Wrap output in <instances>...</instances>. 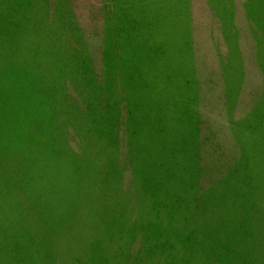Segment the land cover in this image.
Here are the masks:
<instances>
[{
    "label": "rangeland",
    "instance_id": "374dc122",
    "mask_svg": "<svg viewBox=\"0 0 264 264\" xmlns=\"http://www.w3.org/2000/svg\"><path fill=\"white\" fill-rule=\"evenodd\" d=\"M0 152L50 262L264 264V0H0Z\"/></svg>",
    "mask_w": 264,
    "mask_h": 264
},
{
    "label": "trees",
    "instance_id": "16d2710c",
    "mask_svg": "<svg viewBox=\"0 0 264 264\" xmlns=\"http://www.w3.org/2000/svg\"><path fill=\"white\" fill-rule=\"evenodd\" d=\"M12 33V32H10ZM64 65V64H63ZM65 70L62 75H66L65 78H70V81L72 83L71 75L69 74L71 71L69 69V66L65 64ZM73 84V83H72ZM74 85V84H73ZM108 85L106 84V87ZM52 98L55 99V95L52 92ZM54 99L52 100V108L49 109V112L51 114V119L53 121L56 120V113H58V110L54 108ZM85 105H89L87 101L85 102ZM89 112V107L86 110ZM61 114V113H60ZM67 114V112H66ZM90 119V114H89ZM66 118L63 119L65 122ZM63 131V129H62ZM31 131L29 132L30 135ZM37 134H31V137H35ZM20 140L24 141L26 140L25 137H23L20 134ZM28 142L31 140L28 139ZM34 144L28 143L29 150L32 149ZM34 153H31L29 157L26 155L20 154V156L25 159L24 162V168L25 171V177L27 183H29V171H30V163L33 161L36 157V161H40L42 158L41 156H33ZM35 157V158H32ZM6 162L3 160L0 152V253H1V260L0 264H65L63 257V254L59 253V243L56 239L53 250V260L52 262L47 259L45 253L41 250L38 244V234L40 235L39 226L44 225L45 222L42 218L39 219L38 215H34L32 217L33 220H30L28 217V211L31 208H36L34 205L29 207L30 204H32L28 200L27 194H25L24 190H22L19 185L18 187L15 185H12V183L16 180L12 175V170L10 167L5 168ZM88 168V167H87ZM85 168V169H87ZM16 169V168H15ZM96 171V170H95ZM9 173L8 179H4V174ZM100 173L102 175V170H100ZM149 184V182H148ZM46 195V190H44L43 194L36 195L33 194L32 196H36L39 199H41L43 196ZM78 194H74L76 196ZM100 198V200H107L105 198L103 188L101 192V196L97 195L96 197ZM78 197V196H77ZM72 198V197H71ZM92 197L90 194L88 195V198L86 194H84V197L82 195H79L77 202L75 203V200L72 203V206L69 208V216L70 217H78L79 219V227H78V235L81 232V230L85 229V235L86 234H98L103 228H106L110 234V227L106 226L102 222L105 223V218H102L100 209L97 208V204L90 205L88 199ZM81 209L78 207L80 204ZM7 204V205H4ZM37 204L40 205L39 202ZM8 206V207H7ZM95 208H94V207ZM77 207V209H75ZM37 209V208H36ZM101 219L102 222H99V224L95 225L94 221L96 219ZM98 219V220H99ZM36 223V224H35ZM138 229H141L139 227ZM107 233L106 239H108V246L107 250L111 253H114V246H113V240L111 239V234L109 235ZM83 239L81 235H79V239ZM54 241V238H53ZM95 241L88 240L86 244H83L82 249L80 253L75 256L70 264H81L82 260H87V264H104L105 258L101 261H98L96 258V255L94 253V250H96V247L94 244ZM85 252V254H82ZM80 255V256H79ZM96 258V259H95ZM114 258V256H112Z\"/></svg>",
    "mask_w": 264,
    "mask_h": 264
}]
</instances>
